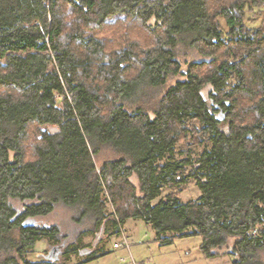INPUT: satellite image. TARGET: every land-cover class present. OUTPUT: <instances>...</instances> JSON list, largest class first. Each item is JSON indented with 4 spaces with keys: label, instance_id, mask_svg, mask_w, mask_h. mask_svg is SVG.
Listing matches in <instances>:
<instances>
[{
    "label": "trees",
    "instance_id": "obj_1",
    "mask_svg": "<svg viewBox=\"0 0 264 264\" xmlns=\"http://www.w3.org/2000/svg\"><path fill=\"white\" fill-rule=\"evenodd\" d=\"M246 3L264 6L0 0V264H66L27 255L67 238L65 259L90 260L129 218L161 246L201 236L207 256L229 245L232 264H264V22L247 27ZM180 46L210 58L183 68ZM106 147L116 156L98 165ZM190 179L198 197L164 193ZM58 208L67 234L41 222ZM101 229L84 253L83 235Z\"/></svg>",
    "mask_w": 264,
    "mask_h": 264
},
{
    "label": "rangeland",
    "instance_id": "obj_2",
    "mask_svg": "<svg viewBox=\"0 0 264 264\" xmlns=\"http://www.w3.org/2000/svg\"><path fill=\"white\" fill-rule=\"evenodd\" d=\"M229 0H209V7L214 11H218L222 5L227 4ZM218 21L220 22V27L224 31H227V26L225 20L222 16L217 17ZM244 19L245 23L248 28H257L261 26L264 22V6L262 5H251L250 3H246L245 10H244ZM130 31L135 35L137 32L138 34H142L136 26L132 25L130 27ZM141 40L139 41L143 45H150L152 41L145 37L142 34ZM131 42V41H129ZM115 45V44H114ZM225 51H222L224 54ZM178 58L182 62L183 68L188 67V65L194 61H202L204 59L210 58L209 56H204L201 54L196 48H188L184 46H180L178 48ZM183 78V75L176 74L170 75L168 79V84L165 85V88H157L152 90L154 91V101L157 102L161 96H163L166 91L168 90L171 84H174L177 79ZM205 93L209 90L208 87L205 89ZM152 113V110H151ZM153 114V113H152ZM42 130H47L51 132H55L58 130V126L52 124H46L42 126ZM189 137V136H188ZM197 140V139H196ZM195 140V141H196ZM193 142V139L189 140V143ZM197 142V141H196ZM182 145H180V148ZM203 146L200 145L198 148L195 149L194 157L197 159L201 151L203 150ZM182 149V148H181ZM115 152L106 147L102 150V152L96 157V162L101 164L103 161L115 157ZM134 181L138 182L137 178L134 177ZM181 188L180 195L184 200H190L196 198L200 195V190L194 179H190L186 184H182L181 186H173V187H166L164 193L167 194L173 190ZM48 221L51 223L54 222H61L62 228L64 232H70L68 228L75 226L70 219V212L65 208H58L53 214H50L48 217L42 218L41 222ZM72 225V226H70ZM123 230L126 234H128V238L130 241V251L133 258L138 262H143L144 264H232L233 260L237 258L235 254L230 253L228 254L227 251L230 249V246L227 245L226 247L223 246L217 249V253L215 256H207L203 250L201 249V236H185V237H176L174 242L169 245L161 246L159 243L154 241V231L151 226L147 225L144 221L140 219L129 218L125 223ZM67 231V232H66ZM103 230H99L95 233H86L83 235L81 240L82 249L85 251H90L95 248L97 244L100 243V239L103 238L104 234ZM113 231V230H112ZM111 232V231H110ZM68 239H64L68 241ZM119 236L113 235L112 238L108 240L105 245V250L107 253L104 256L98 257L93 261L89 262L88 264H132V260H122L123 257L127 256L129 252L125 248L114 249L113 243L117 242ZM69 243V241H68ZM90 244V246L86 245ZM68 244L63 248V251L60 253H56L55 256H51V251L54 247L48 244L45 241H40L37 244V251H31L28 253L27 257L31 260H56L59 262H66V264H83L86 262L84 257L75 255L73 252L70 253L69 259H65V250ZM88 246V247H85ZM215 251V252H216ZM104 253V252H103ZM102 254V252H99ZM224 254V255H223ZM103 255V254H102ZM220 256V257H217ZM264 257V252H263ZM91 260V259H90Z\"/></svg>",
    "mask_w": 264,
    "mask_h": 264
},
{
    "label": "built area",
    "instance_id": "obj_3",
    "mask_svg": "<svg viewBox=\"0 0 264 264\" xmlns=\"http://www.w3.org/2000/svg\"><path fill=\"white\" fill-rule=\"evenodd\" d=\"M113 248L114 249L125 248L129 252L127 256L122 258L123 260L130 259L132 260V264H144L143 262H138L133 258L131 251H130V241L128 238V234H126L123 229L119 234L118 241L113 243Z\"/></svg>",
    "mask_w": 264,
    "mask_h": 264
},
{
    "label": "flooded vegetation",
    "instance_id": "obj_4",
    "mask_svg": "<svg viewBox=\"0 0 264 264\" xmlns=\"http://www.w3.org/2000/svg\"><path fill=\"white\" fill-rule=\"evenodd\" d=\"M66 241L63 240L60 244L56 245V247L53 248L51 256H55L56 253H60L61 251H63L64 246L66 245Z\"/></svg>",
    "mask_w": 264,
    "mask_h": 264
},
{
    "label": "crops",
    "instance_id": "obj_5",
    "mask_svg": "<svg viewBox=\"0 0 264 264\" xmlns=\"http://www.w3.org/2000/svg\"><path fill=\"white\" fill-rule=\"evenodd\" d=\"M89 252V250L88 251H86L85 253H88ZM110 252V251H109ZM107 250L103 253L102 252V254H99V252L96 254V256L94 257V258H91V260H87L86 259V262H84L83 264H88L89 262H91V261H93L94 259H96V258H98V257H101V256H104V255H106L107 253H109ZM227 253L229 254L230 253V249L227 251ZM224 255V254H223ZM217 257H220V256H217ZM123 260V259H122Z\"/></svg>",
    "mask_w": 264,
    "mask_h": 264
},
{
    "label": "water",
    "instance_id": "obj_6",
    "mask_svg": "<svg viewBox=\"0 0 264 264\" xmlns=\"http://www.w3.org/2000/svg\"><path fill=\"white\" fill-rule=\"evenodd\" d=\"M52 252V251H51Z\"/></svg>",
    "mask_w": 264,
    "mask_h": 264
}]
</instances>
